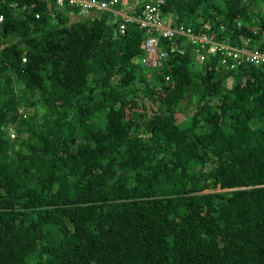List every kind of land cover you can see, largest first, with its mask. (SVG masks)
Listing matches in <instances>:
<instances>
[{
	"label": "trees",
	"instance_id": "trees-1",
	"mask_svg": "<svg viewBox=\"0 0 264 264\" xmlns=\"http://www.w3.org/2000/svg\"><path fill=\"white\" fill-rule=\"evenodd\" d=\"M261 3L159 11L262 50ZM63 9L0 7V264H264V66Z\"/></svg>",
	"mask_w": 264,
	"mask_h": 264
},
{
	"label": "built area",
	"instance_id": "built-area-1",
	"mask_svg": "<svg viewBox=\"0 0 264 264\" xmlns=\"http://www.w3.org/2000/svg\"><path fill=\"white\" fill-rule=\"evenodd\" d=\"M3 1L0 0V7ZM131 1L132 4L129 3L130 1L127 3L126 0H55V4L57 9L63 8L65 5L73 6L77 14L86 16L99 10L109 11L110 16L107 23L112 24L113 36L124 32L125 23L132 21L136 22L140 27H148L150 30L156 31V34L161 37L170 38L176 33L180 34L179 36H183L184 40L188 41L193 47L192 50L197 54L199 60H201L202 56L217 51L221 62H225L227 58H230L235 63L251 61L253 64L264 66V49L232 46L226 43L223 40L224 38L215 39L210 34L195 32L187 25L173 23L171 19L159 11V6L163 0ZM137 2H140V8L134 13V5ZM8 4L12 6L14 2H9ZM21 6L24 8L25 4ZM35 16L37 17L38 14L35 13ZM3 19L4 14L0 11V28ZM236 22L239 23L238 20ZM143 46L145 53L140 58L142 62L144 59L146 60V63L143 62V64L151 65L148 64L150 60L153 62L152 65L157 64L160 56L165 54L164 50L158 49V41L155 36L148 38ZM198 48L203 50L199 54L197 52ZM156 54L157 58L155 59ZM232 65L233 63L229 64V67L231 68Z\"/></svg>",
	"mask_w": 264,
	"mask_h": 264
},
{
	"label": "rangeland",
	"instance_id": "rangeland-1",
	"mask_svg": "<svg viewBox=\"0 0 264 264\" xmlns=\"http://www.w3.org/2000/svg\"><path fill=\"white\" fill-rule=\"evenodd\" d=\"M45 1H46V0H45ZM118 6H119V5H118ZM261 6L264 8V4L261 3ZM59 10H63V11H64L63 8H60ZM70 12H74V11H70ZM69 14H70V13H69ZM70 15H71V18L74 19L75 15H74V14H70ZM81 16H82V17H85L86 15H84V14L82 15V14H81ZM89 17H90V19H92V16H91V15H90ZM263 30H264V29H263ZM262 36H263V38H264V32L262 33ZM156 58H157V54H156V56H155V59H156ZM155 59H154V60H155ZM140 61H141V60H140ZM143 62L146 63V60L144 59ZM143 62L141 61V63H143ZM152 63H153L152 60H150V61L148 62V64H151V65H152ZM150 69H151L150 67H145V70H144V71H145L146 73H145L144 75L149 76L150 73H151V72H150ZM226 78H227V83H229V80H230L232 77H231V76H227ZM194 81H195V80H194ZM193 84H194V83H193ZM175 116H176V119L179 120L180 118H182L183 113H182L181 111H179V110H176V111H175Z\"/></svg>",
	"mask_w": 264,
	"mask_h": 264
},
{
	"label": "clouds",
	"instance_id": "clouds-1",
	"mask_svg": "<svg viewBox=\"0 0 264 264\" xmlns=\"http://www.w3.org/2000/svg\"><path fill=\"white\" fill-rule=\"evenodd\" d=\"M99 11H102V10H99ZM98 11H96V13H97ZM237 21V20H236ZM239 21V20H238ZM187 26H189V25H187ZM190 27V26H189ZM191 28V27H190ZM192 29V28H191ZM193 31H195L194 29H192ZM196 32V31H195ZM186 42H188V41H186ZM189 43V42H188ZM190 44V43H189ZM190 47H191V45H190Z\"/></svg>",
	"mask_w": 264,
	"mask_h": 264
},
{
	"label": "crops",
	"instance_id": "crops-1",
	"mask_svg": "<svg viewBox=\"0 0 264 264\" xmlns=\"http://www.w3.org/2000/svg\"><path fill=\"white\" fill-rule=\"evenodd\" d=\"M78 17H82L81 15H79V14H77V13H75Z\"/></svg>",
	"mask_w": 264,
	"mask_h": 264
}]
</instances>
